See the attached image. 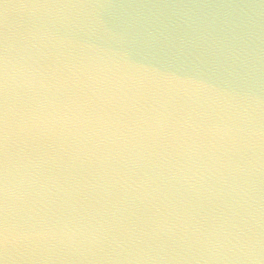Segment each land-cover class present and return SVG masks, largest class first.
<instances>
[{
	"label": "clouds",
	"instance_id": "clouds-1",
	"mask_svg": "<svg viewBox=\"0 0 264 264\" xmlns=\"http://www.w3.org/2000/svg\"><path fill=\"white\" fill-rule=\"evenodd\" d=\"M0 264H264V0H0Z\"/></svg>",
	"mask_w": 264,
	"mask_h": 264
}]
</instances>
